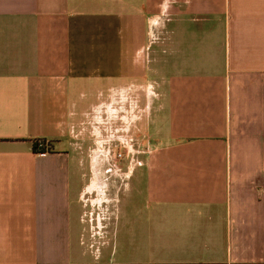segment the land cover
Listing matches in <instances>:
<instances>
[{"label": "crops", "instance_id": "0c3cea01", "mask_svg": "<svg viewBox=\"0 0 264 264\" xmlns=\"http://www.w3.org/2000/svg\"><path fill=\"white\" fill-rule=\"evenodd\" d=\"M0 264H264V0H0Z\"/></svg>", "mask_w": 264, "mask_h": 264}, {"label": "rangeland", "instance_id": "374dc122", "mask_svg": "<svg viewBox=\"0 0 264 264\" xmlns=\"http://www.w3.org/2000/svg\"><path fill=\"white\" fill-rule=\"evenodd\" d=\"M136 177H137V171L134 172L133 175H131L130 179H129V184L130 185H133V182L135 183V180H136ZM128 190V187L125 186L119 193H120V200L123 201V198H124V193H126V191Z\"/></svg>", "mask_w": 264, "mask_h": 264}, {"label": "trees", "instance_id": "16d2710c", "mask_svg": "<svg viewBox=\"0 0 264 264\" xmlns=\"http://www.w3.org/2000/svg\"><path fill=\"white\" fill-rule=\"evenodd\" d=\"M41 143H42V147L38 148V141L34 142L32 146L33 151L37 152V151H49L50 150L47 142L41 141Z\"/></svg>", "mask_w": 264, "mask_h": 264}, {"label": "built area", "instance_id": "2783aa9c", "mask_svg": "<svg viewBox=\"0 0 264 264\" xmlns=\"http://www.w3.org/2000/svg\"><path fill=\"white\" fill-rule=\"evenodd\" d=\"M42 147V143L41 142H38V148H41ZM37 152H44V151H37ZM121 156V153H116L115 154V157H120Z\"/></svg>", "mask_w": 264, "mask_h": 264}]
</instances>
